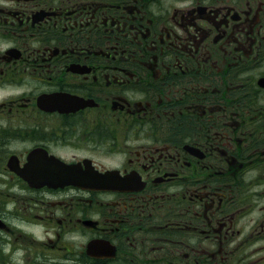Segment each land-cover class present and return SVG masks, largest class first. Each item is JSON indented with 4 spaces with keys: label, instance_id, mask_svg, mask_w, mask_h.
<instances>
[{
    "label": "flooded vegetation",
    "instance_id": "1",
    "mask_svg": "<svg viewBox=\"0 0 264 264\" xmlns=\"http://www.w3.org/2000/svg\"><path fill=\"white\" fill-rule=\"evenodd\" d=\"M0 264H264V0H0Z\"/></svg>",
    "mask_w": 264,
    "mask_h": 264
},
{
    "label": "water",
    "instance_id": "2",
    "mask_svg": "<svg viewBox=\"0 0 264 264\" xmlns=\"http://www.w3.org/2000/svg\"><path fill=\"white\" fill-rule=\"evenodd\" d=\"M66 179H64V177H62L60 180H57L56 181V184H59V183H63L65 182Z\"/></svg>",
    "mask_w": 264,
    "mask_h": 264
}]
</instances>
